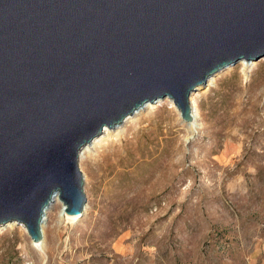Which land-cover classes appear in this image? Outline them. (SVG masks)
I'll return each mask as SVG.
<instances>
[{"label": "water", "instance_id": "95a60500", "mask_svg": "<svg viewBox=\"0 0 264 264\" xmlns=\"http://www.w3.org/2000/svg\"><path fill=\"white\" fill-rule=\"evenodd\" d=\"M264 57V0H0V227L42 239L86 204L79 153L168 99L183 122L217 72Z\"/></svg>", "mask_w": 264, "mask_h": 264}, {"label": "rangeland", "instance_id": "374dc122", "mask_svg": "<svg viewBox=\"0 0 264 264\" xmlns=\"http://www.w3.org/2000/svg\"><path fill=\"white\" fill-rule=\"evenodd\" d=\"M246 63L195 92L194 132L164 99L97 144L83 216L55 203L42 253L1 226L0 264H264V57Z\"/></svg>", "mask_w": 264, "mask_h": 264}, {"label": "bare ground", "instance_id": "6f19581e", "mask_svg": "<svg viewBox=\"0 0 264 264\" xmlns=\"http://www.w3.org/2000/svg\"><path fill=\"white\" fill-rule=\"evenodd\" d=\"M243 63V61H241ZM246 65L248 66L249 63L247 62ZM223 70L217 72L215 75H212L211 77H209L207 79V83H206V86H208L212 81H213V78H215L219 73H221ZM199 89H197L198 91ZM194 94H191L190 96V106H191V120L190 122H184L187 127L189 128V130H191L192 132H194L196 129H197V120H196V116L194 115V111H195V99H194ZM170 101V100H169ZM159 101H157L156 103H158ZM154 103V104H156ZM170 103L172 104V102L170 101ZM151 104H145L142 108L138 109L137 111H135L131 116L127 117L124 122L120 125H114L111 129L110 128H104L103 129V132L96 138H94L88 145H86L83 149H81L80 153H79V159H78V162H81L85 159L88 158L87 154L90 153L92 150H95L97 144L99 145L101 142H105L107 140L110 139V134H114V132L116 131V135L115 136H118V134H120L119 132L121 131V129L123 128L124 124L126 122H128L130 119L134 118L135 116H137L140 112H142L143 110H145L146 108H150ZM172 107L176 110V108L173 106L172 104ZM178 115L180 116V113L178 110H176ZM112 130V131H110ZM88 160V159H87ZM55 203H58L60 205V210H59V213H58V217L60 220L62 221H66L67 223H75L76 221H78L84 214H82V216L80 217H76V216H68L64 211H65V208L64 206L59 202L58 198H57V195H55L51 202L49 203V205H47L44 209H43V214H42V221L40 223V228H41V235H42V239L40 242H37V243H34L31 239V245L34 249H36L37 251H39V253H42L43 252V247H42V244H43V230L44 228L47 227L48 225V222H49V214L53 208V205ZM86 205V204H85ZM84 210H85V207H84ZM25 229V228H24ZM26 231V229H25ZM27 233V231H26ZM28 235V233H27ZM29 236V235H28ZM30 238V237H29Z\"/></svg>", "mask_w": 264, "mask_h": 264}]
</instances>
